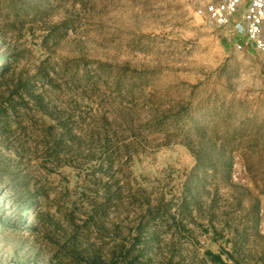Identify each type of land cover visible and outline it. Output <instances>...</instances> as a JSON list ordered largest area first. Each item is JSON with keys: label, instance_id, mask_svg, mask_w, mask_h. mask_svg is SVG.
Masks as SVG:
<instances>
[{"label": "rangeland", "instance_id": "rangeland-1", "mask_svg": "<svg viewBox=\"0 0 264 264\" xmlns=\"http://www.w3.org/2000/svg\"><path fill=\"white\" fill-rule=\"evenodd\" d=\"M197 6L0 0V264H264V53Z\"/></svg>", "mask_w": 264, "mask_h": 264}, {"label": "built area", "instance_id": "built-area-1", "mask_svg": "<svg viewBox=\"0 0 264 264\" xmlns=\"http://www.w3.org/2000/svg\"><path fill=\"white\" fill-rule=\"evenodd\" d=\"M197 14L218 28L230 29L238 50L264 53V0H198Z\"/></svg>", "mask_w": 264, "mask_h": 264}, {"label": "trees", "instance_id": "trees-1", "mask_svg": "<svg viewBox=\"0 0 264 264\" xmlns=\"http://www.w3.org/2000/svg\"><path fill=\"white\" fill-rule=\"evenodd\" d=\"M215 171H216V168H215ZM226 253H227L228 256L230 255V254H228V252H226ZM206 254L216 264H227L225 259H224V256H223L224 254L223 253H215V252H213L211 250H208L206 252ZM87 264H104V262H102L100 260V258H98V256H95V258L91 262H89ZM168 264H170V263H168Z\"/></svg>", "mask_w": 264, "mask_h": 264}]
</instances>
